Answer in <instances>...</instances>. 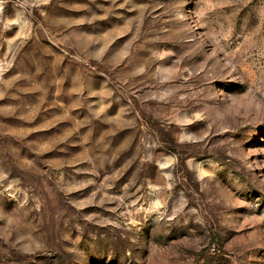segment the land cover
Listing matches in <instances>:
<instances>
[{
	"label": "rangeland",
	"instance_id": "obj_1",
	"mask_svg": "<svg viewBox=\"0 0 264 264\" xmlns=\"http://www.w3.org/2000/svg\"><path fill=\"white\" fill-rule=\"evenodd\" d=\"M0 264H264V0H0Z\"/></svg>",
	"mask_w": 264,
	"mask_h": 264
}]
</instances>
